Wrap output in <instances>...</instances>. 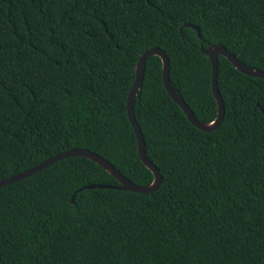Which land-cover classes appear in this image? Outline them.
Segmentation results:
<instances>
[{"label":"trees","instance_id":"16d2710c","mask_svg":"<svg viewBox=\"0 0 264 264\" xmlns=\"http://www.w3.org/2000/svg\"><path fill=\"white\" fill-rule=\"evenodd\" d=\"M213 44L264 71V0H0V180L81 148L150 184L126 107L138 57L161 48L211 122ZM217 87L223 118L200 130L148 56L134 114L158 188L72 202L119 186L78 155L0 186V264H264V78L219 55Z\"/></svg>","mask_w":264,"mask_h":264},{"label":"water","instance_id":"95a60500","mask_svg":"<svg viewBox=\"0 0 264 264\" xmlns=\"http://www.w3.org/2000/svg\"><path fill=\"white\" fill-rule=\"evenodd\" d=\"M191 27L195 28L198 31V28L196 26L190 25ZM180 33H182L180 29ZM201 51L209 58L211 63V88L213 95L215 97L216 103H217V114L213 121L211 122H201L199 121L191 108L186 104L184 99L173 89V87L170 84L169 81V59L165 52L159 48V47H152L145 52H143L137 60V64L135 66V78L133 80V83L131 85V88L127 95V115L128 119L133 127L134 133L136 135L137 139V149L139 156L143 163L152 171L153 173V180L150 184L146 186H140L136 183L130 181L127 177L121 174V172L115 168L107 159H105L103 156L92 152L87 149H81V148H72L65 151H61L53 156L48 157L47 159L39 162L38 164L21 171L19 173H16L8 178L1 179L0 180V186H4L6 184H9L11 182L17 181L19 179H22L24 177H27L45 167L48 165L69 156H83L88 159L93 160L94 162L98 163L100 166L105 168L109 173L114 175L116 179L119 181V186L116 185H109V184H96L91 183L88 184L82 188L77 189L72 197L71 201L74 202L75 194L77 191L88 188V187H118L125 190L140 192V193H149L156 190L161 182V174L156 168V166L149 160V158L146 155L145 152V145H144V138L142 135V131L139 127V124L135 118L134 114V102L136 95L139 91V88L141 87L143 75H144V68H145V62L148 56L150 55H158L161 58L162 61V80L163 84L169 93L170 97L183 109L184 113L186 114L189 121L197 128L203 131H210L217 127L219 123L221 122L224 114V104L221 97V94L217 87V62L219 55H223L226 57L238 70L241 72L251 75L254 77H262L264 78V71L253 69L251 67L245 66L242 64L231 52H229L224 46L213 44L208 47H201ZM259 105V104H258ZM261 111L264 113V109L261 108Z\"/></svg>","mask_w":264,"mask_h":264}]
</instances>
